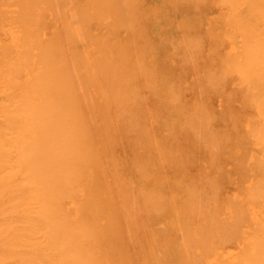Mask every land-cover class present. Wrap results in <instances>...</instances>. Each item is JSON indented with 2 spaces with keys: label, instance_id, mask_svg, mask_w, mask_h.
Segmentation results:
<instances>
[{
  "label": "bare ground",
  "instance_id": "1",
  "mask_svg": "<svg viewBox=\"0 0 264 264\" xmlns=\"http://www.w3.org/2000/svg\"><path fill=\"white\" fill-rule=\"evenodd\" d=\"M0 264H264V0H0Z\"/></svg>",
  "mask_w": 264,
  "mask_h": 264
}]
</instances>
